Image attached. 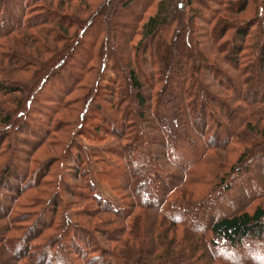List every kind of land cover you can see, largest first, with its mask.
I'll use <instances>...</instances> for the list:
<instances>
[{"label":"trees","instance_id":"trees-1","mask_svg":"<svg viewBox=\"0 0 264 264\" xmlns=\"http://www.w3.org/2000/svg\"><path fill=\"white\" fill-rule=\"evenodd\" d=\"M52 1L0 0V177L13 189H0L10 195L0 209V264H264V0H175L159 21L165 0H124L107 16L99 7L111 0H103L82 19L60 5L76 0ZM130 6L134 22L125 21ZM145 17L136 60L125 45ZM210 50L228 67L210 64ZM43 52L47 59L34 54ZM18 71L29 79L11 76ZM59 81L70 85L42 132L37 107L22 123ZM63 110L73 118L56 120ZM21 123L40 134L24 153L16 151ZM72 125L86 141L106 133L119 142L109 148L113 162L95 169L99 151L72 140ZM43 143L61 153L34 160ZM70 159L75 168L65 171ZM143 164L155 199L148 192L140 201L134 174ZM107 180L118 206L95 194ZM238 183L255 189L233 195ZM231 194L235 206L219 210Z\"/></svg>","mask_w":264,"mask_h":264},{"label":"rangeland","instance_id":"rangeland-1","mask_svg":"<svg viewBox=\"0 0 264 264\" xmlns=\"http://www.w3.org/2000/svg\"><path fill=\"white\" fill-rule=\"evenodd\" d=\"M96 1H97V4L95 5L94 8H93V6L90 7L87 4L83 3L81 0H76V3L75 4L72 3V5L69 4V3L68 4H66V3L65 4H60V5L61 6L63 5L62 6L63 10H67V11H71L73 13H77V15L79 17H81V19H82L83 17H85L88 14L93 13L95 10H97V8L99 7V5L101 4L100 2H102L103 0H93L92 3L93 2H96ZM142 1L143 0H138L137 1V5H135V6H138L139 4H141ZM110 2L111 3H109V4H107L105 2V3H103L101 5V7H99V9L102 8V13H103L104 16H107L108 14L112 15L114 9H117L120 12L123 11V10H121L120 7H121V2H124V0H114V1L111 0ZM174 2H175V0H165L161 4L160 9H159V11H158V13L156 15V18H157L156 20L157 21L162 20L163 18L169 16L168 14L172 10H174ZM52 3H53L54 6H58L59 5L58 4V0H54V1H52ZM76 4H77V7L79 6L78 9H76ZM176 4H178V6L179 5L182 6V4L184 5L185 3L183 1H176ZM17 6L18 5L16 4L15 7L17 8ZM194 7L198 9L196 3H194ZM211 7H215V5L212 2L209 3V8L211 9ZM134 8H136V7H134ZM134 8H132V6H130L128 8V10H124V11H126L128 13L127 14L125 12L127 14L125 21H127V18H130L128 20H130L132 22H134L136 20L133 17L135 13H134V11H132V9H134ZM200 8H201V10H203L202 13L205 14L204 18H207L208 15H209V11L210 10L206 12L205 11L206 9L205 10L203 9L204 7L203 8L200 7ZM184 9H185V18H187V16L189 15L190 8H189V6H186ZM116 13H117L116 14V16H117L118 15V12H116ZM132 14H133V16H132ZM151 14H153V9H151V10L148 11L147 16H150ZM128 15H130V16H128ZM119 20L122 21L123 19L120 18ZM146 20H147L146 17L145 18H141L139 21H136V27L135 28H131V29L129 28L130 29L129 31L130 32L133 31V34L126 41V45H125L126 53H124V54L127 55V52H128V55L130 54L136 60H138V59L141 60V58H142V55H141L142 54V51L145 49V47H143L144 42H143V33H142V31H143V24L146 23ZM203 25H204V19L199 18L198 20H196L195 26H197V27L199 26L200 27V26H203ZM120 30H121V32H123V29H120ZM91 31H89L90 34H92ZM119 44H120V42H119ZM30 49L35 52V49L34 48H30ZM83 49H86V48H83ZM191 52H193V51H191ZM34 54H37L41 59H47L46 57L49 56L48 53H46V52H43V53H34ZM206 55H207V57H209L210 59H212L214 61V62L208 61L210 64L214 63V64H218L219 66L225 67V68L228 67L225 64H223L222 59L220 58V56L217 53H215L214 51L210 50L209 53H206ZM188 60L189 59H187V61ZM207 60H209V59H207ZM71 64H72V62H71ZM77 66L78 65H75L74 70H71L70 67H68V70L67 71L70 72V70H71V72L77 73V71L81 69L80 67H77ZM144 67H147L146 64H144ZM141 70L142 69L140 68V70H139L140 74H142L143 76H145V73L143 71H141ZM104 71H105L106 76L110 73V70H109L108 67H105ZM208 74L211 76L210 73H208ZM11 76L13 78H19L20 80H24V81L27 80V79H29V77H30V75L28 73L19 72V71L12 73ZM69 85H70V81H67V82L64 81L63 83H62V81H59L58 84H55L54 85L53 91L51 90V93L49 91L47 92L45 90L42 91V92H40L38 94L39 96H37L38 102L32 106L33 111H31V113L28 114V116L22 118V123L25 122V121H28V125H29L30 122L32 123V121L35 119V116H37V108H38V110H40L39 113L41 114V119H37V120H42L43 123L36 124V125H39L40 126V130H38V132L41 133L42 130L44 129V127H45L44 124H47V120H49V119H47V113L50 111V108L51 107L56 106L55 105V102H54L55 98H56V100L58 98H60V95L59 94H62V97H65L66 94L64 92L66 91V89H67V87ZM113 86H115V85H113ZM26 87L31 88V85L28 84ZM40 100H42L43 103H41ZM47 101L52 102V103H50V105H47V106L45 105L46 108H44V109H46V112L43 114L44 109H43V112H42V109H40V106H37V104L38 105H44ZM57 103H59V100H57ZM53 116H54V118H56V120H58L59 118L60 119L65 118L66 120H70V119L73 118L72 117L73 115L71 114V112H69V110H63V111H61L59 113V117L57 116V114L56 115H53ZM161 120H162V118H161ZM17 122H19V121H17ZM95 122H96V119H94L92 121L91 125H94ZM22 123L20 124V128H18V129L15 130V133H18L19 134V136L17 138L18 141H16V151L17 152L21 151L22 153H24L26 149H30L32 142H34L33 141V138L34 139H37V137H39L40 134L39 133L38 134L30 133V130L27 128L28 125L24 126ZM35 123H40V122H35ZM72 126H73L72 127L73 128L72 129V135H71L72 136V140H75L76 142L81 143L82 145H85V146H88V147L90 145L91 146H95V150H98L99 151V153L97 152L98 155H97L96 158L100 162L98 163L97 166L94 165V168L95 169L99 168V166L101 165V162L104 161V160L105 161H111V162H113V160H107V159H108V157L110 159L114 158L113 155H112L113 152L111 151V149L112 150L114 149V151L115 150H119V147H118L119 146L118 145L119 142L115 141V139L113 137H111L110 135H108L106 133L101 134L102 136H100V138H98L97 140H95L93 137H89V139L86 138L87 139V141H86L83 137H80L79 135H77L75 133V131H76L75 125H72ZM13 128H15V127H13ZM25 139L30 140V141L26 143L25 142ZM52 145L53 144H47V143L45 144V143H43L42 146L39 148V150H34L32 152V154H34L33 155V159L34 160H40V162H41V161H43V159L41 160V158H44L46 156L51 157V156H53L55 154L61 153L59 146L52 147ZM23 147H25V149H23ZM109 148H111V149H109ZM160 149L162 150L163 147L159 145L158 152L157 151L156 152H157V154H159L158 156H160V158L163 161V163H165L166 159L163 156V153H161ZM47 159H49V158H45V160H47ZM71 162H72L71 159H70L69 162H67L66 165L68 167H66L65 171H67L68 168H70L73 171V169L75 168V166L72 167L73 164ZM119 163L121 165L123 164L120 161H119ZM139 165L140 164H137L136 162H133L131 164V168L132 169H135V167H138ZM19 169H20V171H23V172L26 170L25 166L24 165H21V164H19ZM150 171H151V167H147L146 165L143 164L142 165V169H139V170L137 169L135 174H134V171L133 170L130 172L131 174L133 173L134 175H137V176H135V177H137V184L135 185V191H136L135 192V197L138 198V200H140V201H143L146 198L148 192H149L150 196H153V198L155 197L154 187H152V185L150 183H148L149 180L147 178L148 176H151ZM4 174L6 175V173H4ZM17 175H18V177L20 176L19 173H17ZM242 178L243 179H247V178H250V177L247 176V177H242ZM109 180L113 184H116V183H119V182H120V184H123L122 181L115 182V181H113L112 178L109 179ZM254 180H255V177H254ZM93 181H95L94 177H93ZM16 182H19V181L16 180ZM7 183L8 182H7V180H5V177L4 176H1L0 177V186H2V187L0 189L1 190H9L10 192H12L13 189H10V186L8 188L5 186V184H7ZM96 183H97V191H96L95 194H97L98 196L101 195L105 199H108V200L112 201L116 206L120 205L119 195L117 194V192L115 190L112 189V187H111L112 185L110 184L109 181H108V183L106 181H103V182L98 181ZM252 183H253V180L251 179L250 184H252ZM146 186H147V188H145ZM254 189H255V187H253V189H251V188L248 189L245 186V184L238 183L237 186H235V189L233 191V195L234 194H237L239 192H242V191H245L246 192L247 190L252 191ZM5 192H6V194L4 193L5 196H2V193L0 195V209L1 210H3V207L1 206V203L2 202L4 204L7 203L8 200H9V197H10V195L7 196L8 191H5ZM32 192H34V191H32ZM233 195L231 194V196H228V198L226 199V202L227 203L229 202V204H222L221 205L220 202L218 203V207L221 206L219 208V210L222 209V208H224V207H227L228 209H231L233 206H235V202H233V200L231 199V197H233ZM28 197H29V193H26V194H24L22 196V200L23 199H26ZM253 200L255 201V199L251 198L250 202L253 201ZM127 201H128V199H127ZM104 218L111 219L110 216L103 214V216H101L100 219H104ZM28 225L29 224L27 223V226ZM6 257H9L10 258V257H12V255L7 254L5 256V258ZM49 259H50V262L53 263V259L51 258V256H50Z\"/></svg>","mask_w":264,"mask_h":264}]
</instances>
